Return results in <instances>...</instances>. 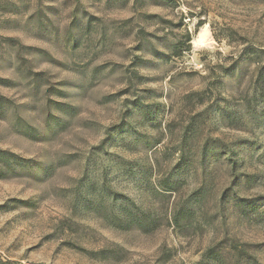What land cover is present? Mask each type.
Masks as SVG:
<instances>
[{
    "label": "rangeland",
    "instance_id": "rangeland-1",
    "mask_svg": "<svg viewBox=\"0 0 264 264\" xmlns=\"http://www.w3.org/2000/svg\"><path fill=\"white\" fill-rule=\"evenodd\" d=\"M0 102V262L264 264V2L0 0Z\"/></svg>",
    "mask_w": 264,
    "mask_h": 264
},
{
    "label": "trees",
    "instance_id": "trees-1",
    "mask_svg": "<svg viewBox=\"0 0 264 264\" xmlns=\"http://www.w3.org/2000/svg\"><path fill=\"white\" fill-rule=\"evenodd\" d=\"M245 1H249V2H264V0H245ZM1 105V102H0ZM26 126H23V128H25ZM27 129H24V131H26ZM0 264H12L10 261H6V262H0Z\"/></svg>",
    "mask_w": 264,
    "mask_h": 264
}]
</instances>
